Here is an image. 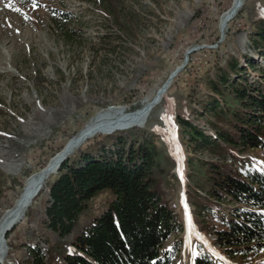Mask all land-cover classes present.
<instances>
[{"label":"rangeland","instance_id":"obj_1","mask_svg":"<svg viewBox=\"0 0 264 264\" xmlns=\"http://www.w3.org/2000/svg\"><path fill=\"white\" fill-rule=\"evenodd\" d=\"M232 3L0 0V217L13 205L27 178L44 168L95 113L109 106L130 110L141 106L193 49L146 125L98 133L81 145L99 134L139 127L147 135L155 134L158 147L176 160L171 173L162 177L163 196L178 215L177 228L165 242L166 247L179 244L171 264H192L196 254L207 252L214 264H264V248L246 256L238 252L231 258L210 231L226 228L225 218L244 204L223 202L218 212L206 213L199 223L187 200L188 160L193 156L264 172L259 150L211 152L191 143L178 120L187 119L216 136L213 124L217 117L209 98L216 97L221 105L223 100L214 87L232 92V82L261 79L264 39L258 33H263L264 0H244L223 34L220 16ZM62 13L69 15L64 21L72 30L69 41L55 25ZM231 61L238 63V71L230 68ZM224 74L229 81L221 84ZM105 147L113 149L111 144ZM113 197L109 188L98 192L74 230L60 237L46 225L50 195L44 185L26 217L8 230L9 252L1 264H34L31 248L43 252L44 264H63L76 235Z\"/></svg>","mask_w":264,"mask_h":264},{"label":"trees","instance_id":"obj_2","mask_svg":"<svg viewBox=\"0 0 264 264\" xmlns=\"http://www.w3.org/2000/svg\"><path fill=\"white\" fill-rule=\"evenodd\" d=\"M68 17V13H62L55 20L65 41L73 36L64 23ZM261 31L258 34L264 39V27ZM247 62L253 64L250 59ZM229 64L238 71L237 62ZM221 80V84L229 81L226 74ZM231 84L232 92L214 87L223 105L216 97L209 98L217 117L213 124L216 136L187 119L178 120L195 146L201 145L211 152L230 150L231 154L235 150H259L264 160V69L258 82L244 80ZM132 129L88 139L47 179L50 198L46 225L60 237L74 230L98 192L109 188L114 194L107 208L76 235L73 250L65 254L63 264L172 263L179 244L166 247L165 242L177 228L178 215L163 196L162 177L171 173L176 160L158 147L155 134L147 135L139 127ZM107 144L113 149L106 148ZM188 161L187 200L194 206L199 223L206 213L218 212L223 202L234 200L244 204L235 207L225 218L226 228H211L215 242L231 258L238 252L246 256L264 248V172L252 168L241 170L229 162L198 156ZM8 237L9 232L7 241ZM30 254L34 264H44L40 249L31 248ZM192 264L214 262L207 252L196 254Z\"/></svg>","mask_w":264,"mask_h":264},{"label":"bare ground","instance_id":"obj_3","mask_svg":"<svg viewBox=\"0 0 264 264\" xmlns=\"http://www.w3.org/2000/svg\"><path fill=\"white\" fill-rule=\"evenodd\" d=\"M243 2L244 0H233L231 7L229 9H226V11L220 16V28L222 29L223 34L227 29L228 22L232 20V18L236 15ZM175 76H177V74ZM175 76L172 78L168 77L164 85H162L157 90L152 98L148 99L145 103H143L136 109L130 110L128 108L120 106H109L107 108L99 110L97 113H95L90 122H88L80 130V132H78L70 140L72 141V146H74L72 148V152H74L76 148L80 147L81 144L85 142V140L88 138L85 137L87 134H93L92 136H94L98 133H106V131L110 129H113V131H115L118 130L117 128L122 129L125 127L129 128L132 126L146 125L155 106L161 103L164 96L167 95L166 92H168L167 90L173 82V79L176 78ZM57 154L51 157L48 164H53L56 162L58 157ZM43 169L44 168L27 178L22 191L15 199L13 205L8 208L0 217V264L3 263L5 257L9 252L8 242L5 241V237H2L3 232L6 230V235L9 229H11L24 217H26L28 208L32 205L34 199L43 190L48 177L53 174L47 173L43 175ZM41 175H43V177L40 180ZM179 175H183L182 171L179 172Z\"/></svg>","mask_w":264,"mask_h":264},{"label":"water","instance_id":"obj_4","mask_svg":"<svg viewBox=\"0 0 264 264\" xmlns=\"http://www.w3.org/2000/svg\"><path fill=\"white\" fill-rule=\"evenodd\" d=\"M221 31H222V29H221ZM224 38V36H222V38H221V40ZM193 49H189L188 51H187V53H186V58H185V61H184V63L181 65V66H179V67H177V69L175 70V71H173L172 73L173 74H170V76H169V78H172V77H174L176 74H178L179 72H180V70L182 69V68H184L185 66H186V64H187V62H188V54L192 51ZM126 128V127H125ZM117 129H119V128H117ZM121 129V128H120ZM122 129H124V128H122ZM110 132H113V129H110V130H108V131H106V133H110ZM92 135L93 134H87L85 137H92ZM85 137H84V139H85ZM72 139V138H71ZM70 139V140H71ZM68 141L67 142V144L64 146V148L57 154V160H56V162L55 163H53V164H48L46 167H44V169H43V175L44 174H47V173H57L58 172V169L60 168V166H61V164L67 159V157L72 153V148L74 147V146H72V141ZM75 145V144H74ZM43 175H41V177H40V180L42 179V177H43ZM5 232H6V230L3 232V234H2V237L4 238L5 237V239H6V235H5Z\"/></svg>","mask_w":264,"mask_h":264},{"label":"snow or ice","instance_id":"obj_5","mask_svg":"<svg viewBox=\"0 0 264 264\" xmlns=\"http://www.w3.org/2000/svg\"><path fill=\"white\" fill-rule=\"evenodd\" d=\"M33 7H36L35 3L33 4ZM17 11H19V9H17ZM195 255V253H193Z\"/></svg>","mask_w":264,"mask_h":264}]
</instances>
